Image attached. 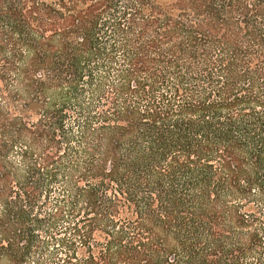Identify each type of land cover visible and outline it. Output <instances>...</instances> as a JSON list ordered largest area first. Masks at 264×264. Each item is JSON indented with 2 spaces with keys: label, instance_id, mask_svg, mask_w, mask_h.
Segmentation results:
<instances>
[{
  "label": "trees",
  "instance_id": "obj_1",
  "mask_svg": "<svg viewBox=\"0 0 264 264\" xmlns=\"http://www.w3.org/2000/svg\"><path fill=\"white\" fill-rule=\"evenodd\" d=\"M0 264H264V0H0Z\"/></svg>",
  "mask_w": 264,
  "mask_h": 264
}]
</instances>
